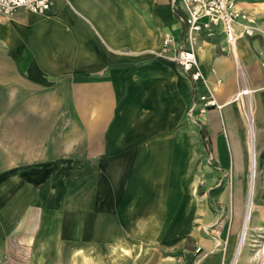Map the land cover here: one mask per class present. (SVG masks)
I'll use <instances>...</instances> for the list:
<instances>
[{
	"label": "crops",
	"instance_id": "crops-1",
	"mask_svg": "<svg viewBox=\"0 0 264 264\" xmlns=\"http://www.w3.org/2000/svg\"><path fill=\"white\" fill-rule=\"evenodd\" d=\"M182 16L173 0H50L44 14L0 15V264L226 263L173 202L188 194L197 151L195 93L158 55L166 35L185 40ZM257 17L254 35L233 47L220 31L196 41L223 105L201 120L209 157L234 175L247 165L246 143L249 156L256 143L253 105L244 107L243 128L229 103L243 85L264 130V11ZM44 167L55 169L45 177ZM246 212L230 264L240 258ZM185 240L199 253L185 251Z\"/></svg>",
	"mask_w": 264,
	"mask_h": 264
},
{
	"label": "rangeland",
	"instance_id": "rangeland-1",
	"mask_svg": "<svg viewBox=\"0 0 264 264\" xmlns=\"http://www.w3.org/2000/svg\"><path fill=\"white\" fill-rule=\"evenodd\" d=\"M240 7L243 15L253 18V27H260L258 24L259 18L257 14L264 11V0H233ZM242 8V9H241ZM254 30V31H255ZM242 119L243 128L245 121L244 108L238 107ZM254 119H255V140L253 146L255 157L252 165H249V150L246 143L247 165L237 166L235 175L233 166L221 168L217 167L211 157V143L207 136V131L204 126L195 122L196 132L191 135V142L196 146V155L191 161L189 168V183L187 184L188 194L182 200L172 199L175 205L180 203L185 214H190V229L195 228L196 232L210 239L213 242L215 249H219L222 254H225L227 261L225 264H230L236 243L242 228V220L244 209L248 207V198L246 197L248 180L252 179L251 186H255L254 205L250 214V220L244 230L242 238V247L240 258L237 264H264V130H257V118L254 104ZM201 131L205 132L204 134ZM204 135L206 139H204ZM242 139L246 140L247 136L242 133ZM220 142H223L225 156L228 155L225 139L223 135L220 137ZM247 141V140H246ZM204 155V156H203ZM238 161V155L235 159ZM254 169L255 176L252 178V170ZM44 170L45 177L50 176L53 169L51 167L39 168ZM58 170V168H56ZM61 175L68 176L69 168H61ZM18 168H14L13 173H17ZM6 174V168L0 167V176ZM68 178V177H67ZM62 185H64L62 183ZM171 201V200H169ZM160 202H162L160 200ZM183 202V203H182ZM183 212V211H182ZM63 220L68 219V216H63ZM209 218L211 221H205ZM63 244L68 241L69 232H61ZM181 232L174 231L175 244L181 241ZM184 250L191 253H199V248L194 244L185 240ZM181 246H175L173 250H179ZM160 248V247H159ZM163 250V248L161 249ZM165 253V251H163ZM169 253V252H167ZM169 254H175L171 251Z\"/></svg>",
	"mask_w": 264,
	"mask_h": 264
},
{
	"label": "built area",
	"instance_id": "built-area-1",
	"mask_svg": "<svg viewBox=\"0 0 264 264\" xmlns=\"http://www.w3.org/2000/svg\"><path fill=\"white\" fill-rule=\"evenodd\" d=\"M174 6L180 8L183 16L181 21L186 25V37L182 42L166 35L159 58L175 63L181 72L191 81L195 99L191 104L189 114L195 121L202 124V118L211 110H221L213 90L207 83L201 69L196 41L199 34L212 36L222 32L227 44L233 47L239 36L254 35L253 18L243 15L236 8L233 0H173ZM50 8V0H0V15L7 17L20 9L34 14H44ZM204 90H200V87ZM252 90L243 85L242 89L229 103H240L242 108L249 106L247 100Z\"/></svg>",
	"mask_w": 264,
	"mask_h": 264
},
{
	"label": "bare ground",
	"instance_id": "bare-ground-1",
	"mask_svg": "<svg viewBox=\"0 0 264 264\" xmlns=\"http://www.w3.org/2000/svg\"><path fill=\"white\" fill-rule=\"evenodd\" d=\"M246 110H247V108H246ZM250 149H251V151H250V156H249V165H252L253 162H254L255 153H254L253 147H251ZM251 170H252V173H251L252 175L251 176H252V178H254L255 172H254V169L252 167H250V171ZM252 190H253L252 194L248 198V207H247V212H246L247 213V217H246V220H245L244 230H246V225L248 224V222L250 220V214H251V211L253 210V205H254L253 201H254V192H255V186L254 185L252 187Z\"/></svg>",
	"mask_w": 264,
	"mask_h": 264
},
{
	"label": "trees",
	"instance_id": "trees-1",
	"mask_svg": "<svg viewBox=\"0 0 264 264\" xmlns=\"http://www.w3.org/2000/svg\"><path fill=\"white\" fill-rule=\"evenodd\" d=\"M177 15L179 16V14H177ZM201 133H203V134H204V131H203V132L201 131Z\"/></svg>",
	"mask_w": 264,
	"mask_h": 264
}]
</instances>
